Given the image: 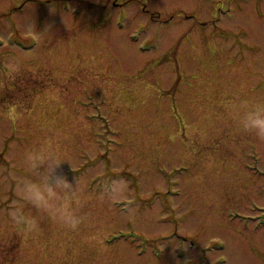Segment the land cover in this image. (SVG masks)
<instances>
[{
    "label": "rangeland",
    "instance_id": "obj_1",
    "mask_svg": "<svg viewBox=\"0 0 264 264\" xmlns=\"http://www.w3.org/2000/svg\"><path fill=\"white\" fill-rule=\"evenodd\" d=\"M240 99L264 101V0H0V264H264V143ZM45 141L81 180L78 232L16 192ZM119 178L127 196L102 199Z\"/></svg>",
    "mask_w": 264,
    "mask_h": 264
},
{
    "label": "clouds",
    "instance_id": "obj_2",
    "mask_svg": "<svg viewBox=\"0 0 264 264\" xmlns=\"http://www.w3.org/2000/svg\"><path fill=\"white\" fill-rule=\"evenodd\" d=\"M6 67L11 73H19L22 70L18 60H10ZM227 107L244 134L264 143V101L240 99ZM65 163L74 171L72 162L49 141L26 150L21 164L27 175L17 183L16 192L20 200L30 205L37 213L47 215L70 231L78 232L86 220L81 214L86 200L83 197L81 180L77 176L69 179L64 171ZM127 191L126 179L119 178L105 186L101 198L118 202L127 196ZM8 215L15 224L23 226L26 231L39 230L37 218L27 215L21 207H13Z\"/></svg>",
    "mask_w": 264,
    "mask_h": 264
},
{
    "label": "bare ground",
    "instance_id": "obj_3",
    "mask_svg": "<svg viewBox=\"0 0 264 264\" xmlns=\"http://www.w3.org/2000/svg\"><path fill=\"white\" fill-rule=\"evenodd\" d=\"M65 120H66V118H64V117L60 120L59 118H57V117L54 116V122H56V124L58 125V129L60 128V122H63L64 123ZM50 129H52V128H50Z\"/></svg>",
    "mask_w": 264,
    "mask_h": 264
}]
</instances>
